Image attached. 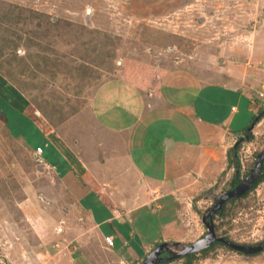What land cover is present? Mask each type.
<instances>
[{
	"label": "rangeland",
	"instance_id": "374dc122",
	"mask_svg": "<svg viewBox=\"0 0 264 264\" xmlns=\"http://www.w3.org/2000/svg\"><path fill=\"white\" fill-rule=\"evenodd\" d=\"M12 8L23 20L1 21V15ZM251 35L252 40H242ZM1 36L11 39L8 49L0 51V91L13 97L10 103L18 95L20 108L31 102L39 114L46 110L47 119L52 116L55 122L90 105L96 86L121 69L126 77L127 72L129 77L138 73L130 80L149 87L173 67L193 71L233 67L247 77L249 86L264 84V41L260 40L264 0H0ZM4 99L0 96V108H9V122L0 112V264H139L157 242L167 241V248L198 239L204 231V212L230 188L236 171L227 152H222L225 145L214 144L220 158L211 157L206 168L199 166L189 178L161 183L162 195L176 197L178 214L172 195L167 200L165 196L160 206L147 198L138 205L147 203L148 211L130 212L118 205L116 214L121 217L102 225L112 212L76 177L65 175L56 148H46L49 164L36 161L28 146L44 144V132L35 124L27 129L33 122L24 124L21 112ZM259 102L262 107L264 101ZM238 106L232 128L240 137L247 134L257 113L246 100ZM156 124L162 131L160 121ZM26 130L28 143L19 139L20 134H28ZM252 133L254 138L243 141L238 151L241 176L251 172L264 149V117ZM178 136L174 149L178 143L187 148L182 130L178 129ZM140 142H144L140 150L133 151L138 166H144L148 158L143 152L158 145L147 137ZM59 175L72 191L79 186L78 203L94 210L91 219L101 225L100 230L62 188ZM226 210L215 217L218 236H230L238 243L264 240V181L246 197L230 202ZM150 223L153 227L148 230ZM131 224L139 229L135 236ZM115 231L121 237L114 249L108 248L103 234ZM195 257L193 264H264V250L248 257L222 244L206 256Z\"/></svg>",
	"mask_w": 264,
	"mask_h": 264
},
{
	"label": "crops",
	"instance_id": "0c3cea01",
	"mask_svg": "<svg viewBox=\"0 0 264 264\" xmlns=\"http://www.w3.org/2000/svg\"><path fill=\"white\" fill-rule=\"evenodd\" d=\"M252 38L253 35L242 40ZM260 40L264 41V38L261 36ZM122 70L98 84L92 92L90 105L63 122H55L51 118L48 120L43 112L42 123L39 118L41 116L31 102L23 104V108L18 106L21 101H17L18 96L11 102L21 112L24 124L29 123L27 120H36L44 132V144L38 143L35 148L28 146L32 152L42 146L45 156L47 147L56 148L55 153L64 161L65 175L76 177L78 183L86 186L100 204L112 212L111 217L103 219L102 225L105 220L111 224L114 223L113 218L121 217L116 214L118 205L130 208V212H133L148 207L145 202L138 205V202L146 201L147 198L157 202V206L167 195H172L176 200L173 194H161V183L171 184L189 178L199 166L206 168L212 161L211 157L220 158L215 153L214 144L225 145L226 150L222 152L228 155L232 144L242 135L239 137L238 132L232 128L239 113L238 103L246 100L250 110L254 109L256 113L261 107L254 95L256 89H261L260 85L249 86L247 77L233 67L221 71L216 68L193 71L188 67H173L154 78V87L130 80ZM149 90L154 94L146 95L145 92L149 93ZM2 93L1 90V96ZM192 97L196 98L193 100ZM31 106L34 107L35 119L30 113ZM180 120H183L181 128ZM157 121H160L162 131L158 129ZM178 129L179 132L183 131L182 138L187 140V148L181 149L178 143L174 149ZM136 132L138 136H134ZM20 136L21 141L28 143L29 133ZM138 137L140 140L151 138L158 145L153 151L148 148L143 152L148 158L144 166H138L133 151L134 141L140 144ZM170 143L173 148H169ZM156 164L158 166L151 173V168ZM60 177L62 188L69 192L74 203H78L79 186L72 191ZM150 189L151 193L148 191ZM80 207L100 230L101 225L91 219L94 210ZM131 227L132 236L137 235L139 229L134 224ZM104 235H113L115 240L121 237L118 231Z\"/></svg>",
	"mask_w": 264,
	"mask_h": 264
},
{
	"label": "water",
	"instance_id": "95a60500",
	"mask_svg": "<svg viewBox=\"0 0 264 264\" xmlns=\"http://www.w3.org/2000/svg\"><path fill=\"white\" fill-rule=\"evenodd\" d=\"M257 120L258 118L256 117L255 121ZM254 127H255V123H252L247 130V135L236 141V143L233 146L234 150H236V146L239 143V141H248L250 139ZM263 164H264V149L259 153L257 162L254 168L251 170V172L239 184H237L234 188L230 189L227 193H225L222 196V198L212 207L209 213L211 217L210 222L206 221V212H204L202 216V221L208 227V233L206 234V236L197 239L193 242H190L189 245L186 246L180 253L175 252L169 258H159V250L164 248L166 245H168V242L164 241L158 244L156 247H154L139 264L165 263L168 262L169 260H173L174 258L180 257L181 255L200 252L202 249L211 246L215 241H222L226 243L228 246L235 249L236 251L242 252L244 254H255L260 251H263L264 243L257 246H253V245L248 246V245L237 244L221 236H218L215 230V225L213 220L216 210L218 208H221L229 198L241 197L252 188L253 184L261 174V169L263 168ZM236 167L238 174L239 173L238 163L236 164ZM176 245H179V243H176Z\"/></svg>",
	"mask_w": 264,
	"mask_h": 264
},
{
	"label": "trees",
	"instance_id": "16d2710c",
	"mask_svg": "<svg viewBox=\"0 0 264 264\" xmlns=\"http://www.w3.org/2000/svg\"><path fill=\"white\" fill-rule=\"evenodd\" d=\"M2 17V20L1 21H10V22H17V21H20L21 22V20H23L22 19V14H20V15H16L14 12H13V8L12 9H8V10H6L5 11V13H3L2 15H1ZM6 36L5 37H3V36H1L0 37V40L1 39H4L3 40V42L0 44V51H2L3 49H8V46H10L8 43H9V39H11V38H6ZM17 58V57H16ZM137 72V71H136ZM128 74H127V77L128 78H131L132 77V74H138V73H135L134 71L131 73V77H129V75H130V73L129 72H127ZM140 86H143L142 85V83H138ZM14 92V91H13ZM15 93V92H14ZM1 96V95H0ZM2 96H3V98H5L4 99V103L5 104H7L8 106H11V103L9 102V99L10 98H13V97H8V95H7V93L6 92H4L3 91V93H2ZM1 96V97H2ZM14 96H18V95H14ZM8 100V101H7ZM14 100H16V99H14ZM11 102L13 101V100H10ZM35 101V100H34ZM12 108V107H11ZM41 108H43V107H41ZM7 109H9V108H7ZM7 109H5V110H3L2 108H0V112L2 113V114H5V119H7V123L9 122V117H8V115H7ZM44 110V109H43ZM33 111H34V107L33 106H31L30 107V113H32V118H34L35 119V114L33 113ZM35 112V111H34ZM44 112V114H46V110H44L43 111ZM37 115V114H36ZM256 117L258 118V120L257 121H255V119H256ZM264 117V104H263V106L262 107H260L259 108V110H258V112H257V114L254 116V119H253V122L252 123H255V124H258L261 120H262V118ZM40 118V120L42 121V123H43V117L41 116V117H39ZM51 118L53 119V117L51 116ZM53 121H54V119H53ZM29 122H33V123H30L31 125L32 124H37L36 126L37 127H35V128H39L41 131H42V128H41V126H40V124L38 123V122H36V120H34V121H29ZM31 125H28L27 126V129L29 128V126H31ZM40 126V127H39ZM26 132H27V130H26ZM28 133V132H27ZM134 136H138V133L136 132V133H134ZM254 138V134L252 133L251 134V137H250V140H252ZM138 141L140 142L141 140H140V138L138 137ZM242 142L243 141H239V143L237 144V147H236V152H238L239 151V149H240V146H241V144H242ZM144 142H140V144L138 145V142L137 143H135V141H134V148H136V149H139L140 148V146H142V144H143ZM234 148L232 147L231 149H230V152L228 153V162H230L231 161V164L236 168V164L238 163L239 164V173H238V176H240V174H241V163H240V160H239V158L237 159V157H235V155H234V150H233ZM229 164V163H228ZM171 166H172V164H171ZM262 172H261V174H260V176H259V178L255 181V183H254V185L252 186V188L249 190V191H247L242 197H246L251 191H253L261 182H263L264 181V166H263V169L261 170ZM225 171H223V173H224ZM235 175H237V174H234V178H233V182H231V186L232 187H234V186H236L239 182V180H240V178H238V179H236V177H235ZM168 199V195L166 196V200ZM237 199H239V197H237V198H235V200H237ZM172 200L175 202V204H176V206H177V210H178V207H179V203H178V201H176L174 198H172ZM167 202V201H166ZM167 206V205H166ZM169 208V207H168ZM144 210H141V212L142 211H148V208L146 207V208H143ZM176 210V211H177ZM221 215H224V212H221L220 213ZM147 220H148V222H150L151 221V219L148 217L147 218ZM172 220V219H171ZM170 220V221H171ZM149 225V224H148ZM152 227H153V224L152 223H150V225L147 227L148 228V230H150V229H152ZM145 233H147V232H145ZM144 240H145V238H144ZM147 242L149 243V241H148V239H147ZM147 244V243H146ZM115 246H116V240H115ZM211 248H213V247H208V248H206V249H204L203 251H202V253H203V255L204 256H206L207 255V251L209 250V249H211ZM230 248V247H229ZM230 249H232V248H230ZM232 250H234V249H232ZM234 251H236V250H234ZM236 252H238V253H240V254H243L242 252H239V251H236ZM245 255H247L248 257L249 256H253V254H245ZM255 255V254H254ZM196 255L195 254H190V255H186V256H184V257H182L181 259L183 260V264H193L194 262H195V260L197 259L196 257H195ZM196 258V259H195ZM175 260H178V259H174L173 261H175ZM173 261H169V262H166V263H159V264H170L171 262H173Z\"/></svg>",
	"mask_w": 264,
	"mask_h": 264
},
{
	"label": "flooded vegetation",
	"instance_id": "af4514ba",
	"mask_svg": "<svg viewBox=\"0 0 264 264\" xmlns=\"http://www.w3.org/2000/svg\"><path fill=\"white\" fill-rule=\"evenodd\" d=\"M247 133V132H246ZM247 135V134H246ZM245 135V136H246ZM244 136V135H243ZM243 136H241V137H243ZM240 137V138H241ZM237 147V146H236ZM234 150V149H233ZM230 152V149H229V151H228V153ZM234 155H235V157L238 155V152H236V150H234ZM262 172V171H261ZM235 174H237V171H235ZM246 176V175H245ZM245 176H238V174L237 175H235V177H236V179H238V178H240V180L238 181L239 183L245 178ZM233 178L234 177H232V179H231V182H233ZM238 183V184H239ZM254 185V184H253ZM235 187V186H234ZM234 187H232L231 185H230V188L227 190V191H225L222 195H221V197L218 199V201L222 198V196L225 194V193H227L230 189H232V188H234ZM235 198H237V197H233V198H229L224 204H223V206L221 207V208H218L217 210H216V212H215V214H214V218H213V220H214V225H215V217L217 216V215H221L220 213L221 212H224V214H226V207H227V205L230 203V202H236L237 200H235ZM240 198V197H239ZM218 201H216L215 202V204L218 202ZM214 204V205H215ZM213 205V206H214ZM213 206H210V207H208L207 208V211H205L206 212V221H211V217H210V211H211V209H212V207ZM202 223H203V227H204V231L201 233V235L199 236V238L198 239H200V238H203L204 236H206V234L208 233V227H207V225L202 221ZM216 225H215V230H216ZM220 236L221 237H223V238H225V239H227V240H229V241H231V242H234V243H237V244H242V245H253V246H257V245H260V244H263L264 243V240L263 241H259V242H256V243H238V242H236V241H234L230 236L228 237L227 235H221L220 234ZM197 240V239H196ZM193 241H195V240H193ZM192 241V242H193ZM159 243L157 242L156 243V245H158ZM216 244H222V245H224V246H227V247H230V246H228L226 243H224V242H222V241H215L211 246H209V247H214V246H216ZM155 245V246H156ZM189 244H179V245H173V246H170V247H165V248H162V249H160L159 250V258H169L173 253H180V252H182V250L186 247V246H188ZM175 247V248H174ZM208 248V247H207ZM230 248H232V247H230ZM204 249H206V248H204ZM204 249H202L200 252H198V253H190L191 255L192 254H196L197 256L198 255H200L201 253H202V251L204 250ZM233 249V248H232ZM152 250V249H151ZM235 250V249H234ZM150 252V251H149ZM260 252H262V251H260ZM259 253V252H258ZM258 253H255V254H258ZM148 254V253H147ZM147 254H145L144 255V257L147 255ZM190 254H185V255H181L180 257H177V258H174V259H181L182 257H184V256H186V255H190ZM254 255V254H253ZM144 257H143V259H144ZM173 259V260H174ZM173 260H169V261H173ZM168 261V262H169ZM166 263V262H165Z\"/></svg>",
	"mask_w": 264,
	"mask_h": 264
},
{
	"label": "built area",
	"instance_id": "2783aa9c",
	"mask_svg": "<svg viewBox=\"0 0 264 264\" xmlns=\"http://www.w3.org/2000/svg\"><path fill=\"white\" fill-rule=\"evenodd\" d=\"M255 95L258 99L264 101V84H262L261 89L255 90ZM43 153L44 149L42 146H38L33 152L37 162L47 165L48 162L45 160ZM104 241L108 247L114 246L115 240L113 235H105Z\"/></svg>",
	"mask_w": 264,
	"mask_h": 264
},
{
	"label": "clouds",
	"instance_id": "9594fccd",
	"mask_svg": "<svg viewBox=\"0 0 264 264\" xmlns=\"http://www.w3.org/2000/svg\"><path fill=\"white\" fill-rule=\"evenodd\" d=\"M254 95H255V92H254ZM255 98L257 99V100H259V101H262V100H260V99H258L257 97H256V95H255ZM39 116H42L41 114H39ZM256 125V124H255ZM242 138V137H241ZM241 138H239V139H241ZM250 140V139H249ZM238 141V140H237ZM236 143V142H235ZM234 146V145H233ZM232 146V147H233ZM234 148V147H233ZM237 157V156H236ZM236 171H237V167H236ZM105 236V235H104ZM104 238V237H103ZM114 240H115V237H114ZM104 243H105V241H104ZM106 244V243H105ZM108 247V246H107ZM108 248H115V243H114V246L113 247H108ZM244 254V253H243ZM180 259V258H179Z\"/></svg>",
	"mask_w": 264,
	"mask_h": 264
}]
</instances>
